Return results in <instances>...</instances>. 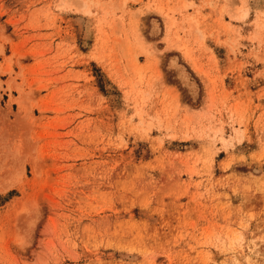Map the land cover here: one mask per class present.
<instances>
[{
	"label": "rangeland",
	"instance_id": "obj_1",
	"mask_svg": "<svg viewBox=\"0 0 264 264\" xmlns=\"http://www.w3.org/2000/svg\"><path fill=\"white\" fill-rule=\"evenodd\" d=\"M0 264H264V0H0Z\"/></svg>",
	"mask_w": 264,
	"mask_h": 264
}]
</instances>
